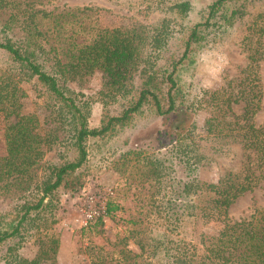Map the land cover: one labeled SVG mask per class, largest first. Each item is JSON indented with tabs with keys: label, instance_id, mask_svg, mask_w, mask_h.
Returning <instances> with one entry per match:
<instances>
[{
	"label": "trees",
	"instance_id": "1",
	"mask_svg": "<svg viewBox=\"0 0 264 264\" xmlns=\"http://www.w3.org/2000/svg\"><path fill=\"white\" fill-rule=\"evenodd\" d=\"M140 1L139 19L103 26L91 6L55 12L34 0H0V13H7L0 19V196L10 199L0 208L1 264H57L54 226L61 198L87 185L93 149L99 151L140 115L168 118L178 110L189 121L168 135L167 144L186 178L165 183V166L153 164L161 183L152 196L154 228L137 240L140 251L125 264L136 257L146 264H264V207L242 219L231 220L227 212L264 180V120H254L260 108L264 0H213L193 22L189 0ZM151 12L162 15L150 18ZM249 18L253 35L240 41L246 51L243 74L202 98L183 73L192 70L201 48L226 41ZM95 71L101 80L94 92L70 85ZM24 82L37 86L33 109L24 108ZM95 100L103 111L91 125ZM239 101L244 104L238 113L232 104ZM200 108L209 111L202 133L191 117ZM131 152L121 155L128 159ZM217 158L226 161L217 180H200L203 164ZM117 209L107 201L103 215ZM103 215L87 229L100 233ZM220 216L227 219L220 238L186 237L188 223ZM25 244L35 247L32 255L20 251Z\"/></svg>",
	"mask_w": 264,
	"mask_h": 264
},
{
	"label": "rangeland",
	"instance_id": "2",
	"mask_svg": "<svg viewBox=\"0 0 264 264\" xmlns=\"http://www.w3.org/2000/svg\"><path fill=\"white\" fill-rule=\"evenodd\" d=\"M36 5L58 12L61 9L74 7H93V17L103 26L130 24L136 15L137 0H34ZM143 1V0H141ZM140 1V2H141ZM145 1V0H144ZM192 8L189 13V22L199 20L213 0H189ZM6 12L0 13L3 20ZM160 12H151L150 18L157 17ZM162 15V13L160 14ZM250 18L236 24L226 41L215 42L207 47L220 53L226 60V66L220 78L214 81L211 87L202 86L206 75L198 64L199 54L192 70L183 73V79L190 81L193 87L202 92L219 89L227 81L234 82L242 73L240 68L246 63L245 54L240 41L243 35L251 33ZM264 41V35L262 36ZM177 39L171 41L172 45ZM1 59V55H0ZM1 61V60H0ZM243 74V73H242ZM258 74L260 83V108L254 120L261 123L264 120V57L258 60ZM101 76L95 71L81 82L72 81L70 85L85 93H92L99 88ZM25 90L24 108L33 109L36 98V84L34 82L22 83ZM205 95V96H204ZM201 98V99H202ZM244 102L232 104L236 112L242 111ZM114 109L113 106H108ZM103 107L98 100L93 101L90 115V124L97 125L102 115ZM41 113L42 111H37ZM209 111L197 109L191 117L196 122L195 131L203 132V126ZM189 120L183 110H178L168 118L162 116L140 115L133 124L125 127L112 138L103 141L99 151L94 148L91 158V173L85 188L76 194H64L61 198V217L54 226L59 236V247L56 255L57 264H125L132 261V254L138 253L137 240L154 228L151 210L152 196L161 183L155 180L154 163L165 166V183L172 184L186 178L185 171L174 155L169 151L168 135L178 125L185 126ZM1 125V118H0ZM236 146V145H235ZM4 149L0 136V152ZM132 151L125 159L121 151ZM136 151L140 152L139 154ZM134 152V153H133ZM136 153V154H135ZM218 159V158H217ZM207 161L198 172V177L204 182H215L218 177L219 166L226 162L224 158ZM233 163L238 164L237 161ZM163 184V183H162ZM159 187V188H160ZM10 199L0 196V208L6 206ZM107 201L118 204V209L112 215H103L102 231L95 233L89 231L87 226L103 211ZM264 207V180L250 191L242 193L228 209V217L242 219L248 217L254 209ZM96 215V216H95ZM95 216V217H94ZM94 217V218H92ZM226 218L220 216L209 221H193L184 226L186 237L196 240L200 236L209 237L210 240L220 238L225 229ZM84 229V231L82 230ZM20 251L24 255H32L35 247L25 244ZM146 264L135 258L133 264ZM1 264V261H0ZM232 264V263H229Z\"/></svg>",
	"mask_w": 264,
	"mask_h": 264
},
{
	"label": "clouds",
	"instance_id": "3",
	"mask_svg": "<svg viewBox=\"0 0 264 264\" xmlns=\"http://www.w3.org/2000/svg\"><path fill=\"white\" fill-rule=\"evenodd\" d=\"M220 53L212 49H204L199 54L198 64L201 66L206 79L203 81L202 86L211 87L214 81H217L226 66Z\"/></svg>",
	"mask_w": 264,
	"mask_h": 264
},
{
	"label": "built area",
	"instance_id": "4",
	"mask_svg": "<svg viewBox=\"0 0 264 264\" xmlns=\"http://www.w3.org/2000/svg\"><path fill=\"white\" fill-rule=\"evenodd\" d=\"M104 209H105V208H104ZM104 209H103L102 212H100V213L97 215V217L100 216V215H103V213H104ZM95 216H96V215H95ZM95 216H94V217H95ZM94 217H92V218H94ZM95 218H96V217H95Z\"/></svg>",
	"mask_w": 264,
	"mask_h": 264
}]
</instances>
